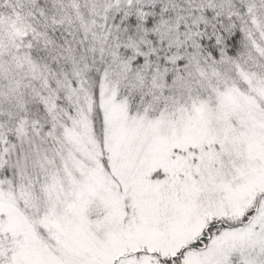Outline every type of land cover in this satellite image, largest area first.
Returning <instances> with one entry per match:
<instances>
[{
    "label": "snow or ice",
    "instance_id": "1",
    "mask_svg": "<svg viewBox=\"0 0 264 264\" xmlns=\"http://www.w3.org/2000/svg\"><path fill=\"white\" fill-rule=\"evenodd\" d=\"M0 264H264V0H0Z\"/></svg>",
    "mask_w": 264,
    "mask_h": 264
}]
</instances>
